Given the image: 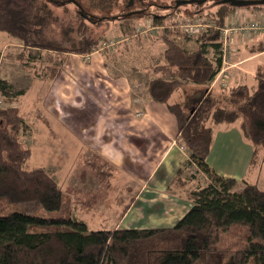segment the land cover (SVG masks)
Here are the masks:
<instances>
[{"label": "trees", "instance_id": "obj_1", "mask_svg": "<svg viewBox=\"0 0 264 264\" xmlns=\"http://www.w3.org/2000/svg\"><path fill=\"white\" fill-rule=\"evenodd\" d=\"M131 1H127L129 6ZM171 1L175 2V8L184 6H177V0ZM208 1L216 3L213 10L203 8L205 3H192L199 9L151 15H137L141 11L135 10L128 14L141 17L142 22L153 19L155 24L208 14L222 27L230 23L231 14L237 10L264 14V4L236 7L221 0ZM50 2L0 0V31L17 38L23 51L37 48L43 54L55 51L60 55L89 54L97 49L102 38L85 35L87 23L79 11L76 15L80 20L78 30L84 34L83 46H62L46 38L44 31L51 20ZM84 12L95 24L104 21ZM69 25L65 32L74 30L73 24ZM158 37L166 45L165 62L156 64L154 70L166 76L149 82V95L165 103L176 117L178 139L190 155L189 166L197 165L211 182L192 190V207L169 228L89 230L87 223L76 217L20 212L4 215L9 205L20 202H46L48 207L56 202L57 206L63 190L45 167H24L31 156V149L25 148L20 139L26 130L24 115L17 105L1 108L0 264H264V190L246 182L235 191L237 180L218 175L207 162L216 126L237 122L243 136L253 143L252 160L256 161L257 147L264 146V63L257 69L253 84L230 81L226 86L210 88L208 83L222 65L218 30L197 37L198 48L194 51L180 46L168 34ZM252 50L264 51V40ZM188 82L203 86L204 90L186 96L184 101L170 103L172 94ZM0 91L5 101L13 103L24 93L4 78L0 79ZM92 201L98 200L92 198ZM234 228L238 232L237 240L221 248L222 237Z\"/></svg>", "mask_w": 264, "mask_h": 264}, {"label": "rangeland", "instance_id": "obj_2", "mask_svg": "<svg viewBox=\"0 0 264 264\" xmlns=\"http://www.w3.org/2000/svg\"><path fill=\"white\" fill-rule=\"evenodd\" d=\"M58 1H62L66 3V5L50 2L51 20L44 31L46 38L62 46H83L84 43H82L81 40L84 34L78 30L80 20L76 15L78 14V5L74 0ZM75 1L79 2L83 10L89 12L96 20H104L99 24H95L88 20L89 18H85V22L87 23V32L85 35L87 37L91 36L92 38H102L97 49L99 48L98 50L103 52L106 61L118 67V72L127 70L128 74H133V76H130L133 80L137 79L143 82L157 78V75L155 77L153 76L152 70H154L156 64L164 61L163 51L166 45L164 40L159 39L160 37L158 38L154 33L144 36L135 35V28L137 25L147 24L151 21L142 22L139 20L141 18L140 16V18H136L134 15L132 16L128 13L140 10L141 12L137 15H144L146 13H150L151 15L152 12L165 14L176 10L185 13L187 11L191 12L199 9L195 4H186L182 7L175 8V2L171 0H133L131 6L127 4L128 0ZM215 7L216 3L214 1H207L203 8H206V10H213ZM234 16L235 15L231 17L230 21L239 22L233 18ZM176 20L167 21L170 26H168L167 29L163 28L161 34H168L170 39H173L177 44L190 51L198 48V46H196V43H198L197 37L201 38L205 34L216 32L215 30L200 36L188 37L176 26ZM163 21L164 19L162 22ZM246 21L252 22L254 19ZM69 23L73 24L74 30L65 32L68 27H71ZM165 24L166 23L161 25ZM236 35L241 36L239 38V43H245L246 41L252 44L258 42L254 41L255 39L251 40L252 38H257L258 35L262 36L264 33H251L245 36L243 33L236 32L232 35L234 44ZM250 37L251 39L248 40L247 38ZM19 42L17 38H13L6 32L0 31V52L2 54L0 59V79L7 77L15 85L13 87L16 90H24V93L17 98L15 103L4 101L1 108H6L10 105L19 106L20 112L24 115L26 122V130L24 129V131H22L20 139L24 143L25 148L31 149V156L26 161L24 167L26 169H33L36 167H45L48 169L62 188L63 196L59 199L61 201L57 206L56 202L53 203V207H48L46 202H20L9 205L3 214L20 212L53 217H76L87 223L89 230H95L96 223L101 224L102 220L105 218L107 221L109 220L107 223L108 227L115 228L122 218L121 212L125 209V206L130 204L134 195H100L104 197V200L98 202H101L99 203L100 209H105L103 211L105 215L99 210L97 211L94 206H88V198L86 195L74 191L73 185L78 186L80 180L84 177L87 179L94 178L93 180L95 183L96 178H99L101 180L104 179L103 183L99 184L100 188L111 192L124 178L112 168L114 167L113 165L109 167L106 165L105 161L101 159L93 160L94 157L89 158L90 152L88 151L81 153V151L84 150L83 145L72 138V133L69 131L65 133L67 128L63 131V127L59 126L52 118L56 106L61 108L63 105V107L71 109V105L70 107L66 106L69 103H65L66 100L61 99L57 94L66 91L64 88L66 86L64 81L67 79V76L65 72L61 73L60 70H68V66L70 65V53H60V55H58L53 51L44 52L43 54V51L37 48H28L23 51V45ZM8 43L11 44L8 46ZM13 44L16 45L14 46ZM233 52L232 49V53ZM249 53L250 51L246 49V51L242 50L238 52L237 55L240 57L246 56V54ZM81 58H83L85 62L86 60H90L86 59L87 57L85 58L84 56ZM253 61L249 63H254ZM146 67L152 69L150 70L147 68L145 71ZM57 74L61 76L58 82L57 79L55 80ZM161 75L166 76L165 74H159V76ZM230 80L236 83L239 82V79L233 76V70ZM246 80L247 79L243 76L240 82ZM194 84L193 82L185 83L183 88L180 87L172 94L169 102L174 103L180 101L184 89L188 97L196 93V90H199V88L192 86ZM208 85L209 87L212 86L210 82ZM143 86H145V83ZM199 87L200 90H204L203 86ZM48 92L49 95L45 97ZM67 95L68 96H65L66 99L70 96V91ZM86 103L87 99L85 97L84 107L87 106ZM88 108L89 106L86 109ZM48 118H50L49 121H45ZM47 123H49L50 126H47ZM236 124H238L240 128V123L237 122ZM232 125L235 124H231V126H227L226 128L231 129L233 127ZM222 126L221 124L217 125L215 132ZM232 135V137H235L234 134ZM212 156L211 154V157ZM213 159H211V161L215 168L221 169L223 166V168L228 167V161L218 159L216 154ZM255 160L256 163L264 160V146L257 147ZM190 167L191 169L188 170L189 178L191 176L192 180L196 179V183L204 181V183L208 182L209 184L211 182L210 177L206 175L205 172L201 171L197 165H195V167L190 165ZM196 167L199 170L196 169ZM252 172L253 174L250 175L251 182L254 180V183L264 190V164L260 163L258 168ZM129 183L130 181L128 182V180L127 183H125L128 188L131 187ZM244 186V181H240L233 190L239 191ZM124 191L125 190H122V193ZM148 210L147 206L146 210H143V212H147ZM133 222L134 219L131 218L124 221L125 224L130 226H133ZM144 222L140 218L136 224L142 226ZM146 224V226H151V223ZM237 233V229L236 231L235 228L232 229L222 237L219 246L223 248L231 245V243L237 240Z\"/></svg>", "mask_w": 264, "mask_h": 264}, {"label": "crops", "instance_id": "obj_3", "mask_svg": "<svg viewBox=\"0 0 264 264\" xmlns=\"http://www.w3.org/2000/svg\"><path fill=\"white\" fill-rule=\"evenodd\" d=\"M233 15L237 21L264 19L261 11L237 10L231 14L229 20ZM259 35H255L257 38H247L258 41L252 44L246 41L239 43L241 36H235L236 50L231 57L235 67L231 69V74L233 70V76L237 77L239 82L244 76L247 79L243 81L244 83L253 84L257 69L264 63V51L254 53L252 50L256 44L264 40V35ZM98 49L88 55L70 53L68 70H60L67 76L64 81L66 91L57 94L66 100L65 103H69L66 106L71 105V109L63 107L62 104L61 108L56 106L52 118L63 127V131L67 128L65 133L69 131L72 138L83 145L84 150L81 153L88 151L89 158L101 159L109 167L113 165L114 167H111L124 179L110 192L100 188L99 184L103 183L104 179L96 178L95 183L94 178L84 177L78 186L72 184L73 190L84 193L88 198L87 205L94 206L102 214L105 209H100L99 203L104 197L100 195H134L130 204L121 212L122 218L115 228L108 227L109 220L104 218L101 224L96 223L95 230L173 227L192 207V190L205 186L208 182L196 183V179L188 177V170L191 169L188 164L190 155L186 147V150L181 148L185 144L178 139L176 117L167 109L165 103L157 102L150 97L148 92L150 80L147 82L133 80L130 77L133 74H128L127 70L118 72L119 68L108 63L103 52ZM246 49L250 53L238 57V52ZM82 56L90 60L85 62ZM250 61L254 63H249ZM147 68L152 69L146 67L145 71ZM152 74L158 77L160 73L152 70ZM60 77L57 74L55 80L58 82ZM3 78L15 86L7 77ZM192 86L200 89V85ZM69 91L71 98L66 99ZM48 95L49 92L45 97ZM181 95L182 99L177 102L186 99L185 89ZM221 125L223 126L215 132L211 152L207 158L209 166L220 176L232 177L237 182L244 181L245 185L246 182L256 184L254 180L251 182L250 175L264 162H253L255 151L253 143L243 136L238 124L232 125L231 129L226 128L231 125ZM47 126H50L49 123ZM232 134L235 137H232ZM215 154L218 159L228 161L227 168H223L224 166L221 169L215 168L211 161ZM192 166L195 167V164ZM127 180L130 181V188L125 184ZM122 190L125 191L122 193ZM92 198L101 202L95 203ZM147 206L149 210L143 212ZM130 218L134 219L133 226L124 223ZM140 218L145 221L142 226L136 224ZM146 223H151V226H146Z\"/></svg>", "mask_w": 264, "mask_h": 264}, {"label": "built area", "instance_id": "obj_4", "mask_svg": "<svg viewBox=\"0 0 264 264\" xmlns=\"http://www.w3.org/2000/svg\"><path fill=\"white\" fill-rule=\"evenodd\" d=\"M150 21L151 22H148L147 24L137 25L135 28V35L144 36L151 33L157 34L159 32V34H161L163 28L167 29V27L170 26L168 23L165 25L155 24L153 19H150ZM176 26H178L182 33L188 37L200 36L204 33H209L215 30H218V33H220L222 65L210 82L212 84V86H210L211 88L220 85L226 86L231 81V69L235 67V64L231 61L232 49L234 52L236 50L233 47L234 43L232 35L236 32L243 33L244 35L251 33H264V19L254 20L252 22H247L246 20L232 23L230 22L226 26L222 27L217 25L213 17L208 14H199L193 17L186 16L184 18L177 19ZM4 101L5 99L0 91V109L4 104ZM181 148L185 149V146L182 145Z\"/></svg>", "mask_w": 264, "mask_h": 264}, {"label": "water", "instance_id": "obj_5", "mask_svg": "<svg viewBox=\"0 0 264 264\" xmlns=\"http://www.w3.org/2000/svg\"><path fill=\"white\" fill-rule=\"evenodd\" d=\"M208 0H177V6L179 5H186V4H192V3H197V4H203ZM224 2H228L233 6L236 7H243V6H249V5H257V4H264V0H221ZM52 2L54 3H60V4H66L62 1H58V0H52ZM74 2L78 5V7L80 8L79 13L85 17V18H89V15L87 13L84 12L83 8L81 7V5L79 4V2L75 1ZM132 2V1H131Z\"/></svg>", "mask_w": 264, "mask_h": 264}, {"label": "flooded vegetation", "instance_id": "obj_6", "mask_svg": "<svg viewBox=\"0 0 264 264\" xmlns=\"http://www.w3.org/2000/svg\"><path fill=\"white\" fill-rule=\"evenodd\" d=\"M78 11H80V8H79V10Z\"/></svg>", "mask_w": 264, "mask_h": 264}]
</instances>
